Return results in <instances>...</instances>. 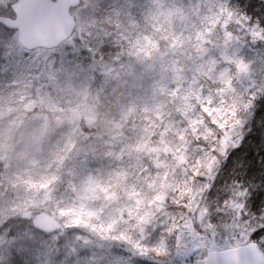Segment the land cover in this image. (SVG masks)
<instances>
[{"label": "snow or ice", "instance_id": "1", "mask_svg": "<svg viewBox=\"0 0 264 264\" xmlns=\"http://www.w3.org/2000/svg\"><path fill=\"white\" fill-rule=\"evenodd\" d=\"M25 4L32 9L31 14L27 16L22 11ZM55 8L56 5L51 0H17L11 5V17L0 24V48H7L10 50L9 55L15 53L19 57L18 67L23 64L31 68L44 54L62 45L76 46L73 35L77 31L75 27L67 34L58 35L55 41L43 39L50 29L51 16ZM178 11L182 13L183 10ZM202 19L205 27L199 28L186 39L194 37L201 42L204 62L221 70L219 79L215 78V74L202 73V78L213 79L218 85L215 94L210 89L206 94L201 87L193 96L191 112L182 116L181 113H177L181 116L184 126L178 139L186 143L188 149L196 145L201 153L199 159H188L180 166L185 169L183 187L178 185L175 192L169 188L166 192L155 194L143 208L140 204L144 202L138 201L136 207L121 210V214L110 223L100 225L92 223L96 213L84 208L58 209L59 217L70 219L63 224L57 220L56 226L50 227L43 221L44 217L52 215L47 208L41 207L30 213L17 205L6 207L0 210V241L8 243L13 252L9 264H31L29 253L32 249L29 246L38 236H52L61 228H82L96 234L109 245L108 264H143L144 261L153 259L156 260V264H171L170 258L174 256L188 257V264H264V190L254 196L250 189L237 182L231 190V195L216 208V212L230 213V222L224 225L213 222L212 210L204 203L205 194L212 190L217 169L245 142L246 129L248 132L251 131L248 127L249 121H254L257 116L264 119V83L256 90L240 91L236 84L238 81L242 82L246 75H251L252 62L243 56L231 55L228 52L232 46L247 44L249 41L254 45H264V20L254 19L238 8L223 4L212 15L204 16ZM232 24L240 25L243 37L230 30ZM113 27L117 33L122 34L124 31V25L120 21L115 22ZM79 31L80 51L85 58L91 60L92 65L102 64L104 59L100 48L104 39L110 37L112 33L101 30L102 35L97 33L95 37L97 43L93 45L91 43L93 33L86 29ZM221 31L222 36L219 40H222V43L214 41L212 37ZM161 39L171 43L185 37L171 34L162 36ZM128 42L135 47L131 40ZM210 45L219 50L218 56L213 54ZM126 51L128 50L122 49L117 54V59ZM223 65L227 67H221ZM123 67L127 70L128 66ZM80 70L84 71V68L80 66ZM101 75L106 76L107 73L102 72ZM91 79L95 81V74ZM253 83L255 85V81ZM170 91L175 95L177 89L172 88ZM261 144L264 146V134ZM106 154L111 156L113 152L108 149ZM88 159L89 153L86 151L81 164L86 166ZM158 171L167 179L163 170ZM55 179L53 177L40 187L50 188ZM92 179L88 177L89 181ZM169 198L174 205L184 211L179 214L168 212ZM250 199L258 211L249 208ZM159 213L166 217L163 222L159 221ZM17 220L20 221L19 225L16 223ZM133 220L138 229V236L130 235L118 228L119 223ZM153 226L160 227L162 231L155 243H147L149 229ZM221 228L228 234L226 240ZM77 239H82L85 246L92 243L81 237ZM221 240H224L223 245L220 243ZM53 241L58 246L61 243L60 236H53ZM53 251L55 249L49 245L48 264H58V260L54 261L51 258ZM69 251L72 254H80V250L74 246L70 247ZM91 264H98V261L93 259Z\"/></svg>", "mask_w": 264, "mask_h": 264}, {"label": "rangeland", "instance_id": "2", "mask_svg": "<svg viewBox=\"0 0 264 264\" xmlns=\"http://www.w3.org/2000/svg\"><path fill=\"white\" fill-rule=\"evenodd\" d=\"M16 1L2 0L0 13L2 15H11L12 12L6 8H8L9 4ZM83 1L84 7L88 8H78L75 16L77 19H81L80 29L90 30L93 33L91 43L93 45L97 43L95 37L97 33H101V30L112 33L110 37L104 39V43L100 48L104 59L102 64L92 65L91 60L85 58V55L80 51V29L74 35L76 39L75 47L66 44L49 51L31 68L23 64L18 67L19 57L15 53L9 55L8 52L10 50L7 48L5 59L1 60L0 165L6 162V165L2 168L5 170L6 181H9L11 186H9L8 192L3 194L0 210L17 205L31 213L38 208L44 207L52 213L51 216L47 217L59 220L63 224L67 223L70 218L59 217L58 209L68 208V206L71 208V205L63 203L62 197L64 195L83 196L85 201L90 197H95L100 189L96 177V171H98L96 162L98 164L102 163L108 155L95 153L94 150L98 148L113 150V139L118 140L119 132H122L118 126H113V118H110L108 111L107 113L103 112L106 108L98 110L97 106L101 101V95L108 94L105 92L106 88H109L110 95H113V74L125 69L123 66H128L129 83L143 85L147 77L148 80L146 81L152 80V91L157 92L160 97L158 101L154 102L152 107L153 113L157 117L164 114L165 117L171 118L172 116H177L178 112L181 113V116L190 113L193 96L201 88L199 82L202 79V73L215 74V78L219 79L221 68L214 67L208 63H202V70L189 81H183L180 78L174 79V76L169 72L165 75H160L159 65L155 61V57L158 55L153 53L147 41L146 47L141 43L139 34L133 31L131 24L128 23L124 26L122 34L117 33L114 29L113 24L119 21V12L121 10L113 9V1L110 5L107 4L110 8L107 9L105 6L103 9L100 2L96 0L103 11H100L99 5L95 0ZM104 1L107 2L108 0ZM108 2H111V0ZM117 13H119V16H117ZM149 16L154 19L155 23H166L170 27H174L176 23L179 25L185 23L187 19V16L178 10L170 9L168 11L163 8ZM129 40L135 44V47L129 44ZM122 49H127L128 51L117 59V54ZM128 52L131 54L129 55ZM80 66L84 68V71L80 70ZM133 69L135 70L134 72ZM210 69L211 71H209ZM102 72L107 73V75H101ZM138 72L141 75L136 76ZM93 74H95V81L91 79ZM208 80L213 81V79ZM172 88L177 89L175 95L170 91ZM203 90L206 94L209 92L207 91L208 89ZM103 114L106 116H101ZM181 116H179L177 121L176 129L179 132H175L176 134H181L184 127ZM83 119L87 121L101 119L104 122L103 132L99 135V141H96L94 145V141L90 142L85 146L88 147V150L84 149L85 151L79 148L78 141L74 137V130L79 125V121ZM171 123L174 125L175 120L172 119ZM182 144H185V146L176 145V148L181 152L179 158L181 157L182 161L180 163L184 164L187 157L192 160L200 158L201 153L196 146L192 145L191 149H188L186 143L181 142ZM82 150L84 153L87 151L91 156L94 154L93 158L95 161L91 164V159H88L87 165L84 166L81 164L83 159L78 162L76 161V156H73L76 162L73 168L76 169L79 166L74 176L79 186L78 184L77 186L68 185V191L61 195L57 187L60 180L59 175L46 174L44 171L57 164H59L61 169H64L66 166L64 161L67 160L69 155L72 152L80 153ZM139 151L142 152V149ZM97 154L100 156L98 157ZM137 158H139L137 168L140 170L138 172L135 170V177L139 179L143 173H147L151 178L158 173L160 174L159 180L156 181L157 186L151 187L149 192H147L150 198L158 192L168 191L169 188L175 192L178 185L183 187L182 181L185 169L180 167L169 170L168 168L159 167L158 162H155V166H152V162L145 156H137ZM161 163L166 165V162ZM111 164H113V160ZM182 164L179 165L181 166ZM158 169L166 173L167 179H165L164 175H161ZM89 176L93 178L91 181L88 180ZM53 177L56 179L50 188L44 189L40 187L42 183ZM75 180H73L74 184ZM216 181L213 182L212 190L205 194L204 203L212 210L213 222L217 225H224L230 222V213L227 211L216 212V208L222 205L223 200L231 195V190L236 186L237 182L250 190L252 185L245 181L243 172L234 177L228 190H226L227 186L221 187ZM33 185L35 186L33 187ZM254 192L252 191L255 196ZM254 207L252 199H250L249 208L252 211L259 210H255ZM91 211L96 213V217L92 220V223L96 225L107 224L115 219L113 209H106L104 212L100 210ZM12 214L15 215V213ZM16 223L19 225L20 221L17 220ZM118 228L120 229V225H118ZM69 229L61 228L58 233L50 236L49 245L56 248L57 245L53 241V236L59 235L60 238H66ZM220 230L224 240H226L227 232L223 228ZM71 232L73 234H70L69 238L64 240V242L68 243L66 248L64 246L57 247V250L62 251L63 256L68 254L69 248L73 247L74 244L75 246L81 245L79 247L81 251L92 249L93 257L98 261V264H108L110 257L107 249L109 245L105 241L100 240L90 230L81 228L78 231L72 230ZM124 232H127V230ZM127 233L138 236L137 231ZM160 233H157L152 240L147 239L146 242L155 243ZM77 237L88 239L92 243L82 247L83 240H78ZM224 240L220 241L221 245H223ZM10 253L9 244L0 241V264L8 263ZM80 259L82 260V256H80ZM170 260L171 264H188L189 258L174 256ZM83 261H87V259ZM148 261L156 263L155 259ZM60 262V264H71V261L69 262L67 259Z\"/></svg>", "mask_w": 264, "mask_h": 264}, {"label": "trees", "instance_id": "3", "mask_svg": "<svg viewBox=\"0 0 264 264\" xmlns=\"http://www.w3.org/2000/svg\"><path fill=\"white\" fill-rule=\"evenodd\" d=\"M2 0H0L1 3ZM92 1V0H91ZM96 1V0H95ZM104 9L110 8L108 5L113 1V9H120L119 21L126 26L131 24L133 31L139 34L141 43L146 47V41L149 43L153 50V53L158 55L155 57L159 65L160 75L171 73L174 79L180 78L183 81H189L193 76L197 75L203 68L201 65L205 63L203 60V53L201 50V42L197 41L194 37L192 39H186L190 34H194L199 28L205 27L203 21L204 16H210L212 13L219 9L220 5H231L233 8H238L241 11L252 16L254 19L264 20V0H111V2H105L104 0H98ZM99 5V3L96 1ZM108 4V5H107ZM99 5L100 11H103ZM80 8L84 7V1ZM179 10L182 9V14L187 16L185 23H176L174 27H170L169 24L155 23L150 14H155L159 9ZM8 11H10V4L8 5ZM88 11V10H87ZM135 21V23H131ZM81 19H77V31L80 29ZM230 30L237 35L243 37V32L240 29V25L232 24ZM76 33V31H75ZM175 34V36L185 37V39L169 41L161 39L162 36ZM222 36V31L217 32L212 37L214 41L222 43L219 37ZM213 48V54L218 56L219 50L210 45ZM6 48H0V71L2 65V59H5ZM231 55L243 56L246 60L252 62L253 71L250 76H245L242 82L238 81L236 87L240 91L245 89L256 90L260 84L264 83V45H254L250 41L243 45H234L228 49ZM221 67H227L223 65ZM1 74V73H0ZM141 75L140 72L136 73V76ZM2 79V74L0 76ZM197 78V77H195ZM0 79V80H1ZM129 72L126 69H121L117 73L113 74V95H110L109 88H106L105 92L108 94L101 95V101L98 103L97 109L102 110L113 118V126H118L122 132L118 140L113 139V155L104 158L102 163H97L96 177L99 183L100 189L95 197H90L87 201L84 197L64 195L65 191H68V185L79 186V183L75 180L74 176L77 168H73L76 164L73 156H76V161L80 162L83 159L84 151L88 150L85 147L90 142L93 145L96 141H99V135L103 132L104 122L101 119L94 121H87L85 119L79 121V125L74 130V137L78 141V145L82 150L80 153L72 152L71 155L64 161L65 167L61 169L59 164L44 171L46 174L54 175L58 174L60 180L57 187L58 192L62 197L63 203L71 205L74 209H88V210H100L104 212L106 209H113L114 217H118L121 214V210H127L137 206L138 201L144 203L140 204L143 208L151 198L147 195L149 189L153 186H157L156 181L159 180V173L155 177H150L147 173L140 175L139 179L134 176L137 168V156H145L152 162V166H155V162H158V166L162 168H168L174 170L180 168L179 164L182 158H179L181 152L176 148L181 145V141L178 139L179 132L177 128V121L179 116L175 115L171 118L165 117L164 114L157 117L153 113L154 102L158 101L157 92L152 91V80L146 78L143 85L129 83ZM255 81V85L254 82ZM203 89L215 94L218 85L212 80L202 78L199 82ZM208 93V92H207ZM147 109V110H145ZM125 114V115H121ZM106 116V115H101ZM175 120V124L172 125L171 120ZM5 121V120H4ZM248 127L251 131L246 129V140L242 144L239 150L234 151L229 159L224 161L222 166L217 169L215 180H217L221 187H226L228 190L234 177L237 174L244 173L245 181L252 185V191L256 194L261 190H264V146L261 144L262 134H264V119L257 116L254 121H249ZM196 146V145H194ZM122 149V151H121ZM142 149V152L139 150ZM95 153L105 155L107 150L101 148L95 149ZM139 152V154H137ZM185 153L184 150H182ZM97 154V155H98ZM107 155V154H106ZM100 155H98L99 157ZM152 158V160H151ZM91 164L95 161L93 155H89ZM190 159L189 157L186 158ZM113 160V164L112 163ZM89 161V160H88ZM161 162H166V165ZM63 163V164H64ZM6 165L4 162L0 165V204L2 203L3 194H6L9 190L11 183L6 181L5 170L2 167ZM177 165H179L177 167ZM236 173V174H235ZM234 174V175H233ZM75 180V184L73 182ZM216 181V182H217ZM247 184V185H248ZM255 188V189H253ZM259 189V190H258ZM166 192V191H164ZM64 193V194H62ZM81 193V190H80ZM159 193V192H158ZM177 198H179V193ZM5 196V195H4ZM66 208V207H65ZM69 208V206H68ZM258 210L257 207H254ZM167 211L170 213L179 214L184 209L177 207L172 203L171 198L168 201ZM159 221L163 222L166 217L163 213H159ZM213 220V219H212ZM120 230L129 233L138 232L135 227V221L128 223L121 222ZM78 231V229L70 228L66 238L61 237V243L54 246L55 251L51 253V258L55 261H71V264H91L94 257L92 249L80 250V254H72L68 251L66 256H63L62 251L57 250V247L68 245L64 240L68 239L71 231ZM160 227L153 226L149 229L150 235L148 240H152L153 237L161 232ZM85 235V234H84ZM49 240L50 236L42 235L38 236L36 241L29 247L32 249L29 253L31 264H48L49 261ZM45 244V245H44ZM79 250L81 245H73ZM85 245L82 244V247ZM119 248V245H117ZM70 249V248H69ZM89 251L88 253H86ZM13 256V252L10 253V258ZM82 256V260L80 259ZM87 259V261H83ZM10 260L7 264H9ZM143 264H156L151 261H144Z\"/></svg>", "mask_w": 264, "mask_h": 264}, {"label": "water", "instance_id": "4", "mask_svg": "<svg viewBox=\"0 0 264 264\" xmlns=\"http://www.w3.org/2000/svg\"><path fill=\"white\" fill-rule=\"evenodd\" d=\"M51 2L56 5V8L51 16L50 29L43 37L49 42L55 41L60 34L71 32L73 27L76 28L77 22L73 15V10L80 6L81 0H51ZM22 11L27 16L31 14L32 9L25 4ZM7 18L9 17L0 16V24H3ZM73 21H75L74 24ZM28 38L30 39L31 37L29 36ZM43 221L50 227L56 226V220L50 217H44Z\"/></svg>", "mask_w": 264, "mask_h": 264}]
</instances>
